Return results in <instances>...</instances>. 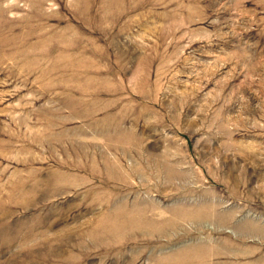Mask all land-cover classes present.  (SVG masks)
Wrapping results in <instances>:
<instances>
[{
    "label": "rangeland",
    "instance_id": "rangeland-1",
    "mask_svg": "<svg viewBox=\"0 0 264 264\" xmlns=\"http://www.w3.org/2000/svg\"><path fill=\"white\" fill-rule=\"evenodd\" d=\"M0 264H264V0H0Z\"/></svg>",
    "mask_w": 264,
    "mask_h": 264
}]
</instances>
